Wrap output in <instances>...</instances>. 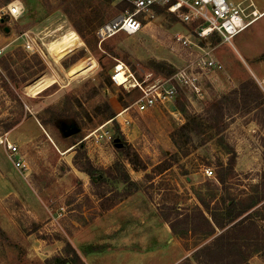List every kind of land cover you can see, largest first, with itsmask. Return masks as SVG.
I'll return each instance as SVG.
<instances>
[{"label": "rangeland", "instance_id": "374dc122", "mask_svg": "<svg viewBox=\"0 0 264 264\" xmlns=\"http://www.w3.org/2000/svg\"><path fill=\"white\" fill-rule=\"evenodd\" d=\"M250 1L241 4L245 13L264 11ZM8 5L19 13L8 15ZM123 9L104 0H0V137L7 134L24 156L23 168L15 169L0 145V164L10 165H0L1 172L17 193L0 196V264L43 263L66 240L79 251L99 247L83 254L85 261L134 263L137 241H153L147 240L152 232L129 230L122 237L124 227L160 225L166 216L173 221L178 209L203 204L220 217L227 201L235 205L232 213L247 209L231 226L248 216L259 227L256 240L239 236L231 250L247 253L249 264H264V84L258 82L264 77V18L217 45V38L199 40L191 26L154 9L153 17L143 15L138 33L99 39L98 29ZM68 29L81 45L55 62L47 44ZM176 34L188 35L190 43L176 42ZM31 39L34 49L26 51ZM211 48L207 57L223 66L221 72L196 64ZM90 58L93 69L70 73ZM119 63L127 79L120 85L111 78ZM185 70L164 102L143 112L129 109L147 90L164 91L167 79ZM44 74L57 80L31 96L26 88ZM75 157L81 166L89 159L99 170L93 172L105 177L107 209ZM206 168L214 175H204ZM177 229L192 264L194 251L220 233L193 234L182 224ZM184 259L177 264H187Z\"/></svg>", "mask_w": 264, "mask_h": 264}, {"label": "built area", "instance_id": "2783aa9c", "mask_svg": "<svg viewBox=\"0 0 264 264\" xmlns=\"http://www.w3.org/2000/svg\"><path fill=\"white\" fill-rule=\"evenodd\" d=\"M110 1L112 4H121L124 9L121 13L102 25L96 35L99 39H105L108 36H112L118 32L126 34L138 33L142 28V22L145 19L146 13L151 12V16L154 15V9H163L168 14L173 15L179 19V21L186 25L191 26L195 37L199 40H207L211 38H217L219 42L217 45L224 43H230L232 38L239 34L241 31L249 27L257 18L255 13H245L244 7L241 6L247 0L243 2L235 3L231 0H104ZM250 1V0H249ZM251 2V1H250ZM249 2V3H250ZM15 9V14L13 12ZM6 13L11 16H15L19 13L17 6H7ZM142 15V16H141ZM251 16V17H250ZM188 35L176 34L175 40L180 44L187 46L190 43ZM34 43L27 41L24 44L26 51L34 49ZM211 49L206 50L205 57H198L195 60L196 64L201 68V64L208 70L215 72L223 71V66L215 60L211 54ZM39 51H41L39 49ZM210 53V54H208ZM207 57V58H206ZM200 58V59H199ZM195 64V63H194ZM117 67V66H116ZM189 69V68H188ZM187 70V69H186ZM186 70L180 72L174 78L167 79L166 84L168 88L164 91L160 88H150L141 97L136 99L129 109L134 107L137 111L143 112L154 106L157 101L164 102L165 99L172 96L175 87L174 82L180 80V74H186ZM123 76H126L124 70ZM178 73V72H177ZM118 72L115 69V74L112 75V80L118 84L117 79ZM179 76V77H178ZM182 76V75H181ZM186 76V75H185ZM187 77V76H186ZM186 77H182L184 84L188 83ZM126 78V77H125ZM259 84H264V77L258 81ZM124 83V82H123ZM122 83V84H123ZM119 85V84H118ZM164 86V85H163ZM128 109V110H129ZM124 110L122 113L126 112ZM121 113V114H122ZM120 114V115H121ZM0 145L3 146L7 153L8 158L12 161L13 165L17 169H21L24 166L23 154L19 145L9 139L7 134H3L0 137ZM204 175L211 177L214 175L213 170L210 168L204 169Z\"/></svg>", "mask_w": 264, "mask_h": 264}, {"label": "trees", "instance_id": "16d2710c", "mask_svg": "<svg viewBox=\"0 0 264 264\" xmlns=\"http://www.w3.org/2000/svg\"><path fill=\"white\" fill-rule=\"evenodd\" d=\"M73 163L82 171L87 173L90 178L91 186L97 190L98 203L102 209L105 207L108 197L101 191V186L106 182L105 177L100 175L96 167H94L89 159L85 160V165L81 166L77 163L76 157ZM107 171V169H105ZM129 179L128 175H125V180ZM113 203V202H112ZM110 203V205L112 204ZM114 204V203H113ZM234 204L231 201H227L226 207L222 209L221 215L218 216L216 211H211L208 205L203 204V209L195 207L193 209L181 208L174 212V220L165 217V222L168 224L173 234H178L180 243L185 250H188L187 246L182 243L183 236L178 231L177 226L182 224L183 228H188V231L193 234H201L203 236H211L215 233V229H219L220 233L212 238V240L194 251V263L195 264H249V256L243 253L239 248L231 250V240L236 239L239 236H244V239L251 242L256 240V229L259 228L256 222L252 221L250 217L246 216L240 222L231 226V222L239 217L242 212L247 209H243L241 212L232 213ZM250 205L248 208H251ZM207 214V215H206ZM93 219V216L90 217ZM237 232V235L233 233ZM254 241V240H253ZM64 246L61 251L54 254L44 260L40 264H85L83 254H89L97 252L99 247L88 246L87 249L79 251L70 241H63ZM243 246V244H241ZM187 264H192V261L188 258L184 259Z\"/></svg>", "mask_w": 264, "mask_h": 264}, {"label": "crops", "instance_id": "0c3cea01", "mask_svg": "<svg viewBox=\"0 0 264 264\" xmlns=\"http://www.w3.org/2000/svg\"><path fill=\"white\" fill-rule=\"evenodd\" d=\"M256 1L260 4V6L264 7V0H256ZM262 12H264V11H262ZM262 12L258 13L257 11H254L252 13H255L254 15L257 14V16H258ZM263 18H264V15L260 19H263ZM1 167H3L4 170H7L10 168V165H7V167L4 165H1ZM4 173H6V172H4ZM7 182L12 183V181L10 179L3 176L2 172H1V168H0V196L1 197L7 196L9 194H14L16 196L17 195L16 191L14 189H11V185L8 184ZM18 187H19L18 190H19L20 194L21 195L25 194L27 203H29L32 206V211L36 215V213H38V211H35L36 210L35 209V203H34V199L32 198V195L30 193H28L29 191L27 190V188L23 185V183L20 180L18 182ZM128 228L129 229L124 227V230H121L120 235L122 237L129 230H132V231L147 230V231L152 232V236L149 237V239H147V240L153 239V241L148 242V241H141L139 239L136 243L137 244L136 246H137V249H140L141 252L139 251V252L135 253L134 259L136 258V261L134 260V261H132L134 263H130V260H128V261L126 260V262L124 264H177L182 259H184L185 256H187V250H185L182 247L181 243L176 238V236L172 234V232H171V230H170V228L166 222H163L160 225H158V224L133 225L132 224ZM110 242H112V241H110ZM173 246H176L174 248H175L176 253L179 252V254H180L179 257H176L177 256L176 253L173 254V251H171ZM92 253H94V252H92ZM155 253L158 255L157 259H155V256H156ZM151 255H155V256L153 258H151V260H150L149 257ZM144 258H148V259H144ZM101 261L102 260H100V262H99L98 259H93V261H92V259H89L87 257L85 264H103Z\"/></svg>", "mask_w": 264, "mask_h": 264}, {"label": "bare ground", "instance_id": "6f19581e", "mask_svg": "<svg viewBox=\"0 0 264 264\" xmlns=\"http://www.w3.org/2000/svg\"><path fill=\"white\" fill-rule=\"evenodd\" d=\"M263 15H264V12L259 14L255 20H257L258 18H261ZM81 42H82L81 38L79 37L77 32L72 29H68V30H65L62 34L58 35L56 39L49 42L47 46H48L49 52L53 56L52 58H54V61L57 62L61 58H63L66 54H68L70 50H73V48L76 49L77 47H79L81 45ZM205 54L207 55V53ZM202 57H205V55ZM93 67H94V61H92L91 58L85 59L75 64L73 68L70 69V73L80 75L87 71H90L91 69H93ZM122 70H123L122 64L119 63L116 67V71L118 72L117 79H118L119 85L127 80L123 76L124 73ZM56 80L57 78L54 75L44 74V76H42L38 81L28 86L26 90L32 96L36 94L37 92H39L40 90L50 86Z\"/></svg>", "mask_w": 264, "mask_h": 264}, {"label": "water", "instance_id": "95a60500", "mask_svg": "<svg viewBox=\"0 0 264 264\" xmlns=\"http://www.w3.org/2000/svg\"><path fill=\"white\" fill-rule=\"evenodd\" d=\"M0 22H3V19H2V18L0 19ZM7 30H8V28H5V31H7ZM73 130H74V129H70V130L68 131V133L73 132ZM72 146H73V145H72ZM73 148H74V147H73Z\"/></svg>", "mask_w": 264, "mask_h": 264}, {"label": "clouds", "instance_id": "9594fccd", "mask_svg": "<svg viewBox=\"0 0 264 264\" xmlns=\"http://www.w3.org/2000/svg\"><path fill=\"white\" fill-rule=\"evenodd\" d=\"M13 12H14V14H15V9H13Z\"/></svg>", "mask_w": 264, "mask_h": 264}]
</instances>
